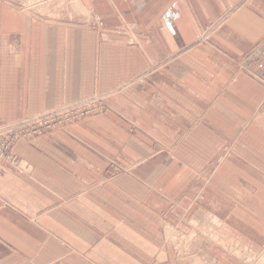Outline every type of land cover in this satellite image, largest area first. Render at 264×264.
<instances>
[{
	"label": "crops",
	"instance_id": "0c3cea01",
	"mask_svg": "<svg viewBox=\"0 0 264 264\" xmlns=\"http://www.w3.org/2000/svg\"><path fill=\"white\" fill-rule=\"evenodd\" d=\"M18 1L0 0V123L106 97L17 141L25 172L0 164V264H239L222 238L262 249L264 0H74L52 15ZM169 224L194 235L184 257Z\"/></svg>",
	"mask_w": 264,
	"mask_h": 264
},
{
	"label": "rangeland",
	"instance_id": "374dc122",
	"mask_svg": "<svg viewBox=\"0 0 264 264\" xmlns=\"http://www.w3.org/2000/svg\"><path fill=\"white\" fill-rule=\"evenodd\" d=\"M74 0H27L18 1L17 5L21 9L22 7L29 8H43L44 13L52 15L51 13L55 7L67 6L69 4L74 5ZM60 11V10H59ZM55 12L56 13H59ZM41 12V11H40ZM44 15V14H43ZM44 15V16H46ZM41 16V15H39ZM105 93H92L89 96L78 98L71 101H63L58 106L46 109L38 113H32L31 115L22 116L15 120L0 123V164L6 163L14 166L17 171L25 172V166L20 162V157L14 151V144L19 140H30L33 137L46 133L49 130L62 128L66 125L77 122L82 118L91 116L97 110H100L105 104ZM264 107V102H263ZM62 116H66L64 119ZM210 228H207L209 230ZM162 231L166 233L167 237H171L174 248L176 251L182 252L185 249H189L190 243L194 235L184 236L176 226L167 225L162 227ZM218 233H216L217 235ZM204 235L207 236V241L211 244L215 235H212L209 231H204ZM217 241L222 238L217 235ZM220 237V238H219ZM219 243L222 247L229 252L231 251L233 257L239 262V264H262L259 263L260 256L264 254V247L259 251H250L246 248L237 245L235 242L222 238ZM179 253V254H180ZM186 257L190 259L191 264H220L217 261L212 263L210 259H204L197 256L196 253H190Z\"/></svg>",
	"mask_w": 264,
	"mask_h": 264
},
{
	"label": "bare ground",
	"instance_id": "6f19581e",
	"mask_svg": "<svg viewBox=\"0 0 264 264\" xmlns=\"http://www.w3.org/2000/svg\"><path fill=\"white\" fill-rule=\"evenodd\" d=\"M259 263L261 262L262 264H264V254L260 256V259L258 261ZM257 264V263H256Z\"/></svg>",
	"mask_w": 264,
	"mask_h": 264
},
{
	"label": "built area",
	"instance_id": "2783aa9c",
	"mask_svg": "<svg viewBox=\"0 0 264 264\" xmlns=\"http://www.w3.org/2000/svg\"><path fill=\"white\" fill-rule=\"evenodd\" d=\"M64 119H66L67 117L66 116H62Z\"/></svg>",
	"mask_w": 264,
	"mask_h": 264
}]
</instances>
